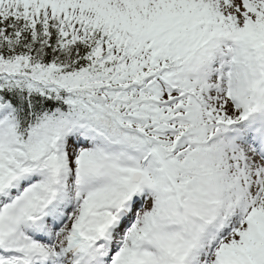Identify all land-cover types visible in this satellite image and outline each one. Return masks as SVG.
<instances>
[{
  "label": "snow or ice",
  "instance_id": "obj_1",
  "mask_svg": "<svg viewBox=\"0 0 264 264\" xmlns=\"http://www.w3.org/2000/svg\"><path fill=\"white\" fill-rule=\"evenodd\" d=\"M0 264H264V0H0Z\"/></svg>",
  "mask_w": 264,
  "mask_h": 264
}]
</instances>
